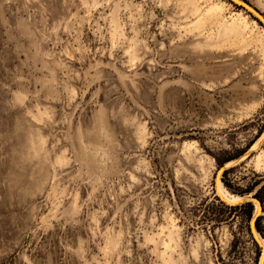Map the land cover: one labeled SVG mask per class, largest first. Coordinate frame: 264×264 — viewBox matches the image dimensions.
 <instances>
[{"label": "rangeland", "instance_id": "rangeland-1", "mask_svg": "<svg viewBox=\"0 0 264 264\" xmlns=\"http://www.w3.org/2000/svg\"><path fill=\"white\" fill-rule=\"evenodd\" d=\"M242 1L264 17V0ZM258 191L253 15L230 0H0V264H258L264 202L250 203L259 246L227 200Z\"/></svg>", "mask_w": 264, "mask_h": 264}, {"label": "water", "instance_id": "water-1", "mask_svg": "<svg viewBox=\"0 0 264 264\" xmlns=\"http://www.w3.org/2000/svg\"><path fill=\"white\" fill-rule=\"evenodd\" d=\"M232 3H234L235 5H237V6H240V7H242L245 11H247L248 13H250L251 15H253L263 26H264V17L256 10V9H254L253 7H251L249 4H247L246 2H244V1H242V0H230ZM254 150V149H253ZM253 150H251L250 151V148L247 150V152H245L244 153V155L243 156H245V155H247L248 154V152L250 153V152H253ZM224 166L225 165H223V166H221L220 168H219V170H218V172L220 171V170H222L223 169V173L225 172V171H227L228 170V168L229 167H227V168H225L224 169ZM222 173V174H223ZM241 203H244V204H248V203H254V204H257L259 207H260V202L258 201V200H256L254 197H248V198H244L243 200H242V202ZM252 219H253V216H252V218H251V221H250V223L252 222ZM255 223H256V221H255ZM255 226V225H254ZM257 243V242H256ZM258 244V243H257ZM259 245V244H258ZM261 256V255H260ZM258 264H261V257L259 258V262H258Z\"/></svg>", "mask_w": 264, "mask_h": 264}, {"label": "bare ground", "instance_id": "bare-ground-1", "mask_svg": "<svg viewBox=\"0 0 264 264\" xmlns=\"http://www.w3.org/2000/svg\"><path fill=\"white\" fill-rule=\"evenodd\" d=\"M241 159V158H240ZM223 170V169H222ZM221 171V170H220ZM219 171V172H220ZM219 172H217V173H219ZM223 173V172H222ZM216 177H217V174H216ZM216 177H215V181H216ZM217 186H218V192H219V194H221L222 195V193H223V191H222V189H221V187H220V184H219V182H217ZM221 199V198H220ZM222 200V199H221ZM229 202H233V203H237V202H239V201H242V198H235V197H231V198H228L227 199ZM223 201V200H222ZM255 206L257 207L256 208V210L258 209V212L259 213H261V208L257 205V204H255ZM254 212H255V209H254ZM257 215H255V213L253 214V219H252V222L250 223V229H251V233H252V235H253V238H254V240L259 244V242H258V240L256 239V234H257V231H256V229H255V221H256V219H257V217H256ZM259 246H260V244H259ZM260 249H261V264H264V248H261V246H260Z\"/></svg>", "mask_w": 264, "mask_h": 264}, {"label": "trees", "instance_id": "trees-1", "mask_svg": "<svg viewBox=\"0 0 264 264\" xmlns=\"http://www.w3.org/2000/svg\"><path fill=\"white\" fill-rule=\"evenodd\" d=\"M252 146V144H250L247 148L249 149L250 147ZM230 160H227V161H225V162H222V163H219V165H220V167L221 166H223L224 164H226V163H228ZM230 172V170H227V171H225L224 173H223V177H225L228 173ZM251 191L249 190V191H247V193H250ZM239 194H242V193H239ZM253 197L255 198V199H257L261 204H263V198L260 196V192L258 191V192H256L254 195H253ZM240 207H243V208H247L248 209V213H247V215H246V217H247V220H248V222H250V220H251V218H252V216H253V210H252V205L250 204V203H248V204H244V205H242V206H240ZM258 221H259V219H257V221H256V230H257V233H260V231H259V229H258Z\"/></svg>", "mask_w": 264, "mask_h": 264}]
</instances>
